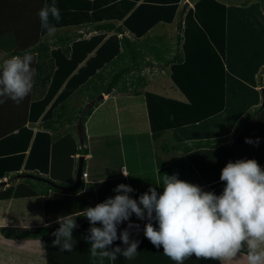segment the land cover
I'll return each instance as SVG.
<instances>
[{"label": "trees", "instance_id": "16d2710c", "mask_svg": "<svg viewBox=\"0 0 264 264\" xmlns=\"http://www.w3.org/2000/svg\"><path fill=\"white\" fill-rule=\"evenodd\" d=\"M25 1H30V4L27 2L29 6L34 1L42 2L22 0L12 7L23 13L25 10L22 8L27 6ZM181 1L55 0L61 20L59 23L51 22L57 28L91 25L100 32L89 38L82 34L73 37L65 34L55 42L60 43L56 49H51L52 42L45 39L24 51H14V55L20 56L26 51L32 54L37 51V55L34 54L38 60L33 66L37 71L33 93H39L40 98L31 102L30 121L45 118L47 128H55V122L62 123L63 127L76 121L84 129L102 93H141L139 88L148 82L142 71L146 66L157 64L169 68L168 74L174 86L185 95L186 100L145 92L155 137L167 129H173L181 146L185 142H192L200 148H212L228 146L227 140L234 132H238L237 138L246 143L247 135L254 128L257 130L258 126L254 136L258 144L252 150L254 156L251 150L250 155L261 166L264 163V151L260 147L264 135V0H194V5L183 13L179 33L175 37L149 35V31L158 23L169 24L175 20L177 14L182 12ZM43 2L44 5L51 4L53 0ZM35 4L31 6L30 13H38ZM41 8L43 3L39 10ZM0 13H9V0H0ZM39 25L42 33L46 34L40 20ZM57 93L56 100L50 105ZM86 94L90 104L82 106L78 112L70 108L69 100L74 95ZM0 106H6V103ZM15 126L12 132L8 127L0 134V178L8 177L7 183L21 169L25 150L33 137L30 153L39 143L42 145L39 158L45 160L50 144L59 136L46 130L37 131L34 135V130L25 121ZM189 148L186 146L185 149ZM76 152L84 153L85 149L79 148ZM29 157L26 165L29 163L28 168L35 170L31 173L35 175H29L24 186L11 185L0 189V200L34 195L47 197L53 193L74 195L79 192L65 191L52 185L48 181H53L52 177H45L46 180L37 178L44 177L42 173H48L41 170L45 163L32 160V157L30 162ZM39 165L42 166L39 168ZM210 182L211 190L221 195L226 182L220 178ZM48 221L50 227H45L46 224L26 229L5 226L0 227V231L14 238L43 237L47 264H93L91 247L77 242L81 240L80 237L74 239L76 244L72 252H60L58 246L54 247L52 233L60 225L49 217ZM76 223L91 227L84 216L76 217ZM125 223L127 226H120L127 228L129 222ZM139 231L141 236H136L140 238L138 250L142 256L141 264H175L171 259H160L163 248L157 249L145 237L144 231ZM114 243L113 248L120 246L119 242ZM72 255L76 260L70 261ZM120 258L124 259V256L118 254L115 261L106 259L104 264H131L120 261ZM193 259H196L195 256L184 264L195 262ZM204 261V264H219L215 260Z\"/></svg>", "mask_w": 264, "mask_h": 264}, {"label": "crops", "instance_id": "0c3cea01", "mask_svg": "<svg viewBox=\"0 0 264 264\" xmlns=\"http://www.w3.org/2000/svg\"><path fill=\"white\" fill-rule=\"evenodd\" d=\"M16 2L21 3L22 0H9V13H0V64L4 60L15 56L14 51H24L32 47L34 43H39L45 39L52 42L50 44L51 49H56L60 43L55 42L60 41V37L65 34L71 37L82 34L83 37L89 38L100 32L91 25L58 27L55 36L49 37L47 33L43 34L40 29L38 13H30L32 11L31 6L34 3H36V12H39L42 3L44 6L43 0L42 2L34 1L30 6V1H25L27 6L22 8L25 10L23 13L18 12V9L14 10L12 7ZM194 2V0L181 1L180 10L182 12L177 14L172 23H169L176 25V32L174 28L172 33V26L170 34L157 35H166L168 38L175 37L179 33V23L183 13L193 6ZM22 9L19 11H23ZM117 22L118 24L121 23V21ZM152 29L149 31V35L156 36L150 34ZM111 33H108V36ZM126 33L132 36L129 31H126ZM34 54L37 55V51ZM37 60L38 58H35L32 67ZM158 69H161L166 75L168 74L169 68H162L157 64L144 68L142 73L147 76L148 82L144 87L139 88L141 93L133 91L102 93L97 98L99 102L88 116L84 129L76 121L74 124H66L63 127L62 123L55 122V128H47V122L42 117L36 122H31V102L40 98L39 93H33V90L19 105L8 99L5 102L6 106H0V134L4 133L8 127L9 132H12L14 125L17 127L25 121V124L34 130V135L37 131L42 130L59 135L50 144L51 148L45 160L39 158L42 154V145L39 143L34 145L30 153L33 137L27 150H25L26 155L21 169L15 177L9 180V183H7L8 177L0 178V181H4L0 184V189H5L11 185L18 186L22 184L24 186L25 179L29 175H35L31 174L35 170L28 168L29 163L26 165L29 155L30 162L32 157V160L38 159L43 161V164L45 163V167L41 165V170L48 173H42L43 178L52 177L53 181L63 182L62 185L75 182L80 156L84 157L83 169L84 172H87V176L83 177V189H81V186L79 190H76L79 192L74 195L53 193L47 197L34 195L0 200V227L37 228L47 224L49 222L48 217L56 221L60 216L77 215L88 207H95L98 203L104 202L109 197L114 198L115 195L122 194L114 191L120 184L130 185L135 191L129 195L137 200L150 187H156L157 192L162 194L164 174L177 175L179 179L198 185L204 191L213 192L210 181L220 178V172L222 173V169L228 162L235 163L238 160L252 159L251 155L254 156L252 150L257 147V139L254 136L259 129L258 126L257 130L254 128L247 135L246 140H251L252 143H245L242 139L237 138L238 132H234L227 140L228 146H215L212 148H200L193 145L192 142H185L186 144L181 146V142L175 136L173 129H167L158 137H155L152 132L145 92L150 91L147 90L149 85L157 82L160 74H154L153 71H158ZM58 93L55 94L50 105L56 100ZM181 94L183 95L182 98H172L185 101V95L182 92ZM69 102L72 106L70 108L76 109L77 112L82 106L90 104L87 94L74 95ZM70 111L72 110L70 109ZM260 144L264 151L263 134ZM21 145L23 147V144ZM186 146L190 148L187 150L185 149ZM79 148H84L85 152H76V149ZM262 154L264 155V152ZM41 166L39 165V168ZM261 166L264 168V163ZM123 172L129 176L126 177ZM157 183H160V186L156 185ZM130 220L142 222L134 214ZM144 222H148L147 219ZM122 225L127 226V223L124 222ZM89 228L86 224L81 223L73 231V238L77 240L80 237L81 240H77V242H80L84 247H91L85 239L89 235ZM124 229L119 225L118 235ZM130 232L131 240L140 239L136 236H141L140 231L133 228ZM6 237L0 231V264H47L46 242L43 237ZM115 242L116 244L119 242L123 249L127 247L121 240ZM3 245L9 251V254H4ZM111 248L113 247L111 246ZM137 251L138 254L134 259L128 260L124 257V259L120 258V261L141 264L142 256L138 249ZM161 255L162 258L160 259L162 260L169 259L164 254ZM69 259L70 261L76 260L73 255ZM193 260L195 262L185 264L205 263L202 259ZM227 264H247L246 254L242 252L238 258L227 262Z\"/></svg>", "mask_w": 264, "mask_h": 264}, {"label": "clouds", "instance_id": "9594fccd", "mask_svg": "<svg viewBox=\"0 0 264 264\" xmlns=\"http://www.w3.org/2000/svg\"><path fill=\"white\" fill-rule=\"evenodd\" d=\"M38 16L47 36H55L58 29L51 21L61 20L55 0L46 3ZM34 61V54L26 51L0 64V104L11 99L19 105L29 96L37 75L32 67ZM220 180L226 186L221 195H216L177 175L164 174L163 193L150 187L138 200L129 195L135 191L130 185L120 184L114 191L122 194L88 207L80 215L58 217L56 223L60 227L52 233L53 246H58L60 252H72L76 244L73 231L79 227L76 217L84 216L91 225L85 239L91 245L93 264H104L106 259L115 261L118 254L132 260L140 243L130 239L131 229L139 231V225L130 220L134 214L141 220L147 219L145 237L157 249L162 247L163 254L175 264H184L193 256L227 264L245 250L247 264H264V169L254 159L228 162ZM126 221L128 227L118 235V226ZM153 221L158 222V229ZM117 240L127 247L111 248Z\"/></svg>", "mask_w": 264, "mask_h": 264}, {"label": "rangeland", "instance_id": "374dc122", "mask_svg": "<svg viewBox=\"0 0 264 264\" xmlns=\"http://www.w3.org/2000/svg\"><path fill=\"white\" fill-rule=\"evenodd\" d=\"M172 26H173L172 33L174 32V28H175V32H176V25L175 24L173 25V24H162V23H160L152 29L150 34H153V35L170 34ZM153 72H154V74L156 73L157 75L158 74H160V75L157 78V82L149 85L147 87V90L157 92L160 94H164V95H168L171 97H178V98L183 97L181 92L174 86L169 74L166 75L165 72H163L161 69H158V71H153ZM152 77H154V76L152 75ZM263 104H264V102H263ZM141 221L144 222V220H141ZM1 234L6 237V235L3 234L2 232H1ZM6 238H9V237H6ZM7 248H8V246H7ZM3 252L5 255H6V253L9 254V251L4 247V245H3Z\"/></svg>", "mask_w": 264, "mask_h": 264}, {"label": "water", "instance_id": "95a60500", "mask_svg": "<svg viewBox=\"0 0 264 264\" xmlns=\"http://www.w3.org/2000/svg\"><path fill=\"white\" fill-rule=\"evenodd\" d=\"M83 161H84V157L80 156V162H79V166H78V170H77V175H76V180L74 183L69 184V185H62V184H58L55 181H51L48 180L52 185L63 189L65 191H76L79 190L80 187L82 186L83 183ZM40 178L42 180H46V178L43 177H37ZM4 181H0V184H2ZM132 223L134 224H138L139 225V230H144V227L146 225L147 222H139V221H133ZM154 227L157 228V223L155 221H153ZM135 229V228H134Z\"/></svg>", "mask_w": 264, "mask_h": 264}, {"label": "built area", "instance_id": "2783aa9c", "mask_svg": "<svg viewBox=\"0 0 264 264\" xmlns=\"http://www.w3.org/2000/svg\"><path fill=\"white\" fill-rule=\"evenodd\" d=\"M87 176V172H83V177H86Z\"/></svg>", "mask_w": 264, "mask_h": 264}]
</instances>
